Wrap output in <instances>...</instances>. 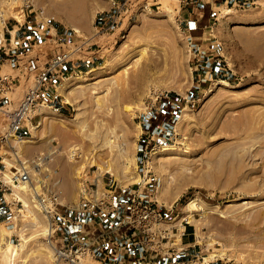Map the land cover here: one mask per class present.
Listing matches in <instances>:
<instances>
[{"label": "rangeland", "instance_id": "374dc122", "mask_svg": "<svg viewBox=\"0 0 264 264\" xmlns=\"http://www.w3.org/2000/svg\"><path fill=\"white\" fill-rule=\"evenodd\" d=\"M112 1L0 0V34L6 32L7 38L8 30L28 26L26 22L29 27L43 23L96 35L94 42L103 48L99 64L60 81V112L43 105L47 111L39 117L33 114L36 108L25 123L30 132L21 139L9 137L10 114L53 57L49 39L57 37H38L27 49V59L38 57L42 66L28 78L18 82L17 71L2 67L0 231L13 230L6 232L17 253L6 259L0 249V264H72L57 256L55 246H74L72 260L103 264L104 246L110 253L135 248L126 238L130 231L120 226L132 193L174 228L169 252L161 256L138 245L140 252L172 262L180 258L185 264H203L217 253L225 257L210 259V264H264V0H132L135 16L114 33L98 34L95 15L109 11ZM186 15L193 25L186 24ZM81 72L90 74L83 78ZM169 107L171 128L162 124L155 132L145 130L158 121L157 112ZM16 143L22 148L16 149ZM164 146L171 149L163 152ZM126 161L129 170L120 173L118 166ZM25 168L28 183L17 172ZM108 168L117 193L124 192L117 217L96 213L94 223L70 230L61 226L51 238L48 218L34 207L37 201L26 185L41 196L56 192L60 215L67 209L89 215L76 211L81 185L94 179L93 170L104 175ZM160 180L168 205L155 199ZM189 200L191 207L185 205ZM26 206L43 221L41 228L34 226ZM42 229L50 234L41 235ZM62 232H71L74 240ZM119 259L121 264L147 262Z\"/></svg>", "mask_w": 264, "mask_h": 264}, {"label": "built area", "instance_id": "2783aa9c", "mask_svg": "<svg viewBox=\"0 0 264 264\" xmlns=\"http://www.w3.org/2000/svg\"><path fill=\"white\" fill-rule=\"evenodd\" d=\"M131 1L113 0L112 11L105 17L103 25L98 27V34L101 32L114 33L120 27L124 11L131 5ZM47 22L49 21L47 20ZM69 39L68 42H65V39L60 36L56 38L55 42L61 48L47 62L45 69L35 76L33 86L26 91L18 108L10 114V134L18 135L23 130L30 113L40 105H48L54 112H60L59 105L63 106L64 101L58 94V87L65 76L63 68L66 64L72 62L73 55L79 53L85 45L90 48L91 45L89 44L92 41V38L80 34L75 29H71ZM4 80H7V77ZM93 173L94 179L89 182L83 181L81 185L76 211L83 214L99 213L101 217L113 214L116 218L118 198H121L124 192L117 193L116 181L109 173H104L102 177L96 175L94 170ZM19 179L25 183L30 182L31 178L27 168L22 171ZM132 195L133 199L129 206V214L123 217L121 228H127L130 231L127 236L128 241L143 245L147 250L163 256V253L171 250L167 249V246L174 228H168L167 217L161 212L145 205L140 197L133 193ZM60 204L56 192L50 191L42 196L38 194V208L48 218L51 238L66 222V219L58 212ZM182 236H184V233ZM82 249L79 248L78 251ZM55 250L60 259L73 261L72 258L75 256L74 246L69 249L55 246Z\"/></svg>", "mask_w": 264, "mask_h": 264}, {"label": "crops", "instance_id": "0c3cea01", "mask_svg": "<svg viewBox=\"0 0 264 264\" xmlns=\"http://www.w3.org/2000/svg\"><path fill=\"white\" fill-rule=\"evenodd\" d=\"M112 11V7L109 11H106L104 13H98L95 15V22L94 24L96 25L95 29H98L101 25L104 23L105 17H107V14ZM136 13L133 12V7L129 5L128 8L125 9L124 15H123V20H125L128 16H130V20L135 16ZM186 24L189 25L192 19L186 15ZM27 25H21L18 27V29L15 31H7V33L10 34V38H7L6 32L3 34H0V79L2 76V67L6 66L8 69H6L7 72H9V69H12L14 72L17 71L18 75L20 76L18 78V82L21 81V77L28 78L30 75V72L34 68H41L42 66H39L40 61L38 57H32L33 59H27L28 54L30 51H28V48L33 47V43H37L36 39L43 38L44 35H50L52 37H62L65 39V42H68L71 36V29H67L66 31L61 27H54V25H51L49 27L45 26L43 23L42 25H37L36 27H29L30 22H26ZM190 25H193L192 23ZM197 29V27H196ZM54 32V34H53ZM96 35L92 37V41L90 42L89 45H91L90 48H88L87 45L83 47V49L79 52L73 55L72 57V62L68 63L64 66L63 71L65 73V76H68L77 70L83 68L86 69L89 67V65H97L100 63L102 59V50L103 48L98 42H94L96 39ZM52 41L53 45L55 46L53 49V54L54 55L61 46L56 44L53 39H49ZM39 41V40H38ZM93 45V46H92ZM20 57H24V61H21ZM17 62L16 61L17 59ZM21 61L20 63H18ZM47 62L45 63L44 67L46 66ZM15 65V66H14ZM39 68V69H40ZM16 73V72H15ZM13 78V77H11ZM14 79V78H13ZM28 83V82H27ZM28 86V85H27ZM28 87L25 89V93ZM23 93V94H25ZM19 98V102H21ZM30 132V127L25 124L23 130L18 134L19 137H26L27 134ZM96 213H92L89 215H81L77 214L71 209L65 210L64 214L62 215L65 219L66 222L63 223L64 228H67V230H70V228H75V226L79 225H89L94 223V218H95ZM0 215H1V209H0ZM65 234L66 238H69L70 240H74L73 234L70 233H64L62 232V236ZM122 238L124 237L123 235L121 236ZM127 238V237H126ZM76 243V242H74ZM103 244L106 245V241H103ZM125 245V243H123ZM135 248L132 249H125L123 246L121 250H115L114 252L110 253V251L104 246L101 248V254H102V263L105 264L106 262H112V260H117L120 263V259L118 258L121 257L122 260H133L136 258L144 259L147 262L145 264H185L186 262L181 261L180 258L177 261H168L167 259H160L156 257V255H149L147 252L142 253L140 252V249L137 247V244H133ZM115 259H113V258ZM189 262V261H188Z\"/></svg>", "mask_w": 264, "mask_h": 264}, {"label": "bare ground", "instance_id": "6f19581e", "mask_svg": "<svg viewBox=\"0 0 264 264\" xmlns=\"http://www.w3.org/2000/svg\"><path fill=\"white\" fill-rule=\"evenodd\" d=\"M24 16H23V14L21 13L20 14V18L18 19V21H22V18H23ZM90 74V72H81V77H83V78H86L88 75ZM63 91L64 90H61V92L63 93ZM62 99L64 100V96H62ZM45 106H43V105H40L39 106V108H38V110L36 111V112H33V114H34V116H39L40 117V114H43L42 112H44V111H47V110H45ZM31 114V113H30ZM30 116V115H29ZM28 119H29V117H28ZM9 137H13V138H16V139H21L18 135H14V134H9ZM129 138H131V136L129 135L128 137H127V139H129ZM132 139V138H131ZM121 143H123V142H121ZM14 146L16 147V149H21L22 148V146L20 145V144H14ZM122 146V145H121ZM119 148V147H118ZM122 147H120V149H119V151L121 152H119L118 150V152H119V154L121 155V157L119 156V158H122L123 156H122V153L124 154V151H123V149H121ZM171 148H170V146H164L163 148H162V150H163V152L164 151H168V150H170ZM114 155V154H113ZM117 155V154H116ZM125 155V154H124ZM125 157V156H124ZM103 158V157H102ZM114 158V157H113ZM125 159H126V157H125ZM92 161L93 160H91V163H92ZM94 162V161H93ZM107 162V161H106ZM76 163V162H75ZM90 163V164H91ZM96 163V162H95ZM7 165H8V167L10 168H14L11 164H9V163H7ZM119 165H122V166H118V171L120 172V173H122V172H124V174L125 173H127L128 172V170H129V163H128V161H126V163H124V164H119ZM111 166V165H110ZM136 167V166H135ZM98 169V168H97ZM99 169L101 170L102 168L101 167H99ZM98 171V170H97ZM17 172L21 175V172L17 169ZM105 172H109V173H111V172H113V169H110V168H108L107 169V171H105ZM89 174V173H88ZM84 175V174H83ZM100 177H102L103 176V174H101V175H99ZM82 177V176H81ZM84 177V176H83ZM69 178V177H68ZM71 178V177H70ZM115 178H117V177H115ZM68 180H70V179H68ZM73 180V179H72ZM119 180H121V178H119ZM74 181V180H73ZM159 182V181H158ZM127 186V185H126ZM161 180H160V184H159V186L157 187V195H156V197H155V199H156V202H158V203H160V204H164V205H168L167 203H165V201L163 200V196H162V194H161ZM75 187V186H74ZM26 190L28 191V192H30V193H32V195H33V197L36 199V201H37V204H38V194H39V190L38 189H36V188H34V189H31V186L30 185H26ZM68 193V192H67ZM75 194V193H74ZM18 199L20 200V201H22V197L21 196H19L18 195ZM63 203H64V201L63 200H61ZM69 201V200H68ZM71 201V200H70ZM167 201V200H166ZM190 201V200H189ZM188 201V202H189ZM75 202V201H74ZM71 203V202H70ZM170 203V202H169ZM62 204V203H61ZM193 204V201H190L188 204H186L185 203V205L187 206L188 205V207L190 206L191 207V205ZM67 205H69V204H67ZM34 207H38V205H35ZM26 208H27V211L33 216V219H32V221H33V224H34V226H36L37 228H41L42 227V224H43V221L42 220H40L39 219V217L31 210V207L30 206H26ZM69 208V207H68ZM262 216H259L258 218H261ZM257 218V219H258ZM2 224L0 223V226H1ZM181 229H183L181 226H180V228L178 229V231H180ZM6 231H8L9 233H11V232H13V230H1L0 231V243H1V247H0V249H1V251H2V254H3V256H4V258H6V259H9L11 256H13V257H15L16 256V253H17V250H15V248H16V246L14 245V244H12L9 240H8V237H7V232ZM42 231V234L41 235H49L50 234V231L48 232L47 231V229H42L41 230ZM183 233V232H182ZM180 235V234H179ZM177 236L176 238L178 239L177 241H180L181 240V235L180 236ZM171 236V235H170ZM173 236V235H172ZM197 239H201L200 237H197ZM200 242V241H199ZM180 250V249H179ZM14 251V252H13ZM14 254V255H13ZM49 255H50V252H49ZM232 255V254H231ZM53 256V255H52ZM225 256H224V253H217V254H215V255H211L210 256V258H205V260H204V263L203 264H210V259H215V260H217L218 258L219 259H223ZM50 258H51V256H50ZM51 259H53V258H51ZM72 264H86L85 262H84V259H82V258H80L79 259V261L78 260H73L72 261Z\"/></svg>", "mask_w": 264, "mask_h": 264}, {"label": "trees", "instance_id": "16d2710c", "mask_svg": "<svg viewBox=\"0 0 264 264\" xmlns=\"http://www.w3.org/2000/svg\"><path fill=\"white\" fill-rule=\"evenodd\" d=\"M173 98L181 100V97H178L177 95H173ZM172 108V107H171ZM157 122L151 121L149 123L150 129L147 128L145 125L144 128L145 130H149L151 132H155L156 128L159 127L160 125L164 124L166 127L171 128L174 125V120H172L171 117V110L170 107L166 111L160 113L157 112ZM159 118V119H158Z\"/></svg>", "mask_w": 264, "mask_h": 264}]
</instances>
